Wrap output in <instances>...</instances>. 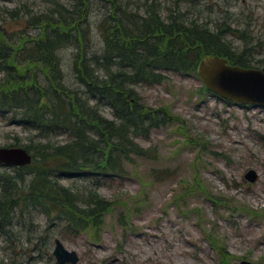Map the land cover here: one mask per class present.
Listing matches in <instances>:
<instances>
[{"label": "rangeland", "instance_id": "obj_1", "mask_svg": "<svg viewBox=\"0 0 264 264\" xmlns=\"http://www.w3.org/2000/svg\"><path fill=\"white\" fill-rule=\"evenodd\" d=\"M57 1L68 9L74 4ZM116 1V9L124 13L116 11L114 18L131 16L140 22L153 4L163 20L169 13H180L187 21L212 30H235L236 37H226L222 45L251 69L264 68V0ZM51 2L0 0V26L17 30L8 12L38 15L53 9ZM113 10L102 0H89L88 60L102 55L100 29L110 25ZM76 54L74 47H67L58 59L63 85L85 101L91 97L74 74ZM103 75L98 72L99 77ZM134 90L138 108L159 112L156 121L169 123L159 124L148 138H132L150 152V159L137 160L121 178L60 181L72 190H96L107 201L121 200L116 212L105 219L102 233L96 239L72 235L64 231L63 224L50 221L55 216L48 219L38 208L20 206L0 233V264H56L52 257L55 240L76 254L77 264H218L213 240L233 257L231 264H264V108L220 101L194 76L166 74L162 85H139ZM89 105L95 102L89 100ZM98 110L107 121H116L106 105H98ZM7 120L0 118V148L10 147L15 139L24 145L28 136L36 135ZM68 140L64 133L49 136L50 142L59 145ZM249 171L258 176L254 184L243 179ZM4 172L14 176L0 168V174ZM152 174L158 182H152ZM137 176L147 185L138 210L134 208L141 195ZM17 186L25 192L21 184ZM125 205L130 209L124 220L130 226L128 233L117 223Z\"/></svg>", "mask_w": 264, "mask_h": 264}, {"label": "trees", "instance_id": "obj_2", "mask_svg": "<svg viewBox=\"0 0 264 264\" xmlns=\"http://www.w3.org/2000/svg\"><path fill=\"white\" fill-rule=\"evenodd\" d=\"M71 1L74 4L68 9L52 0L53 9L38 15L11 10L10 23L17 30L0 26V118L26 133H36L24 145L15 139L7 147L24 149L32 162L28 167L8 169L14 176L0 174V233L11 224L15 209L23 206L40 209L48 219L55 216L50 221L63 224L64 231L72 235L96 239L121 200L107 201L96 190H72L60 181L121 178L137 160L150 159V152L132 138H148L159 124L169 123L156 121L159 112L138 108L134 88L162 85L166 74L197 77V66L205 57H220L229 65L251 69L222 45L226 37H236L235 30H212L187 21L180 13H169L163 20L153 4L140 22L131 16L114 18L116 11L124 13L116 9V0H102L114 7V13L110 25L100 29L102 55L88 60L89 0ZM67 47L77 51L74 74L87 89L88 100L63 85L58 53ZM113 68L115 71L110 70ZM99 71L103 77L98 76ZM98 105L112 109L116 121L104 119ZM56 133L67 134L68 142H50L49 136ZM151 177L156 183V175ZM137 181L141 195L135 209L147 188L138 176ZM20 184L24 193L17 186ZM124 208L126 213H118L117 223L128 233L130 226L124 220L130 209ZM213 241L218 264H231L233 257Z\"/></svg>", "mask_w": 264, "mask_h": 264}, {"label": "water", "instance_id": "obj_3", "mask_svg": "<svg viewBox=\"0 0 264 264\" xmlns=\"http://www.w3.org/2000/svg\"><path fill=\"white\" fill-rule=\"evenodd\" d=\"M196 75L204 89L221 101L236 106L264 108V73L260 70L242 69L229 65L220 57H205L197 66ZM31 155L22 148H0V166L8 169L30 166ZM244 181L254 184L258 176L249 171ZM52 257L56 264H77L74 252L64 249L60 241H54Z\"/></svg>", "mask_w": 264, "mask_h": 264}]
</instances>
